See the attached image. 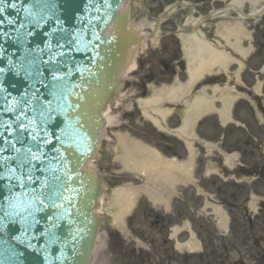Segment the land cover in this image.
<instances>
[{
    "label": "water",
    "instance_id": "95a60500",
    "mask_svg": "<svg viewBox=\"0 0 264 264\" xmlns=\"http://www.w3.org/2000/svg\"><path fill=\"white\" fill-rule=\"evenodd\" d=\"M125 1L0 0V264H91L104 184L86 164L146 39Z\"/></svg>",
    "mask_w": 264,
    "mask_h": 264
},
{
    "label": "rangeland",
    "instance_id": "374dc122",
    "mask_svg": "<svg viewBox=\"0 0 264 264\" xmlns=\"http://www.w3.org/2000/svg\"><path fill=\"white\" fill-rule=\"evenodd\" d=\"M228 1L232 2V0H223V2L220 0H127L125 3L124 8H130L132 24L142 21L155 23L160 16L169 12V6L186 3L190 7L178 5L172 9L170 15H167L168 19L159 27L157 45H148L144 52L136 55L132 60L135 61L134 68L121 78L119 95L123 96L122 105L115 108L112 104L106 111V127L101 132V140L98 143L100 153L94 157L92 164V168L98 171L104 183L98 205L99 216L102 217L99 233L103 237L101 244L103 246L94 255L93 264H187V259L192 254L176 250V242L185 244L190 241L192 233L204 244L208 252L206 256L210 261H216L215 264L221 263L222 260L225 264H231L238 258L234 255L227 260L219 256L224 249H227L214 245L223 241L217 237L223 231L220 229L218 217L213 215L208 205L221 206L227 213L235 216L239 215L238 207L245 199L249 197L250 200V195H264V181L247 182L240 179L248 176L244 175L246 171H253L260 173L262 175L260 177L264 180V121H262L264 119V32L253 33V28L246 27L253 22L251 20L243 22L245 29L252 33L250 36L255 41V48L258 49L253 58L242 61L248 70L239 72L240 68L237 66L239 63H233L228 72L221 71L207 77L190 95L184 96V100L178 105H170L162 101L163 104L151 106L148 112L141 105V102L153 99L157 94H161L159 98L165 100L167 97L166 93H163L165 89L185 86L189 82V65L182 47L183 37L187 35L195 33L204 35L217 51L231 53L234 59L240 60L231 52L230 47L226 46L223 40L225 36L217 35L218 32L221 33L218 31L219 27L217 28L220 20L231 25L238 19L236 10H222ZM248 1L249 3L246 1L241 9L245 14L258 10L264 5L262 0H256L255 4ZM212 10H222L221 13L225 15L223 17L218 15L207 22H202ZM263 21L264 15L257 22ZM144 33L152 35L153 31L145 29ZM246 48H249L248 45ZM218 88L223 89L225 94L237 97L230 113L235 123L241 127L234 124L222 127L219 117L215 116L202 120L197 132L199 139L218 145V148L215 150L211 146L197 145L200 154L196 152L198 167L194 171L195 187L187 185L176 188L177 196L175 194L169 204H155L147 195L140 193L134 207L123 218L124 229L118 227L113 213L120 204L121 198L118 194L122 189L149 188L155 191V195L166 198V188L159 185L157 179L151 181L143 175L125 171L121 157L118 155V136L123 135L134 142H139L145 148L158 152L166 161L174 157L185 160L189 156V151L184 145L176 144L170 131L183 126V114L187 110L185 104H192L204 89L209 99L219 100L221 93L215 92ZM215 105L218 109L223 108L221 102ZM157 107L168 110L170 114L172 112V115L165 118L162 123L166 131L161 132L154 127L153 121L148 117L149 115L159 119L154 111ZM257 112L262 118L256 117ZM249 133H253V136H249ZM224 153L238 155V168L245 167L240 171L242 175L238 179L224 177L219 179V176L204 179L207 167L214 166L219 169L226 165ZM224 169L228 172L226 168ZM232 171L237 173L236 168ZM258 222L263 223L264 217L259 218ZM178 228L180 232L176 240H173L174 230ZM232 230L235 236L233 235L229 240L233 242H240L245 233L249 235V231L244 229L242 223L233 225ZM259 230L261 229L257 230V236L261 234ZM249 241L250 245H253V238ZM193 259L196 262L200 260L199 256H194Z\"/></svg>",
    "mask_w": 264,
    "mask_h": 264
},
{
    "label": "bare ground",
    "instance_id": "6f19581e",
    "mask_svg": "<svg viewBox=\"0 0 264 264\" xmlns=\"http://www.w3.org/2000/svg\"><path fill=\"white\" fill-rule=\"evenodd\" d=\"M256 0H252V2L255 4ZM231 5L241 7L244 4V0H233L231 2ZM131 26H134L136 28H140L141 32L139 31V34H142L146 37H148V41L135 46L131 50V56L133 59L136 57V55L140 54V52H144L148 45H157L158 37L155 34L154 36H148L144 33V30L147 28L154 29V25L152 23H148L145 21H142L138 24H133ZM225 27H222V32L225 30ZM235 29H239L236 32L234 30L230 31L227 30L224 34L226 35V38L231 37L234 39L233 45H231V48L240 55L241 58L247 57V51L241 49V45L238 43H241L243 38L245 37V31H242L241 27L236 25ZM230 31V32H229ZM183 44L185 47V54L187 57L188 65H189V82L185 86H180L176 88H168L163 91V93H166L167 97L165 100H161L159 96L161 94H157L155 98L153 99H147V101L141 102V105L145 109L146 112H148L151 106H159L162 101L166 102H176L180 101V96L186 95L190 92V90L201 80H203L206 76L214 75L215 72L214 68L217 66H221V68L224 67L225 71H227L228 64L231 62H234L235 60L231 58L229 55H226L225 53L215 51L213 46L209 45L204 39L199 36L198 34L188 35L183 37ZM240 46V47H239ZM134 62H130L126 69V73L129 72L131 69L134 68ZM239 62L241 65V68L243 67L242 63ZM206 90H203V94L198 96L195 100V102L189 106V110L184 114V126L183 128L177 132V134L182 137L183 139L188 140V147L190 149L191 156L189 159L183 163H180L179 161L175 159L167 160L162 158L161 155L154 151L145 148L142 144L139 142H134L133 140H130L126 136L119 135L118 136V155L121 157L122 166L124 167L125 171L137 173L140 175H143L146 177L147 180L153 181L154 179H157V182L159 185H163L165 190V196L166 198H161V196L155 195V191L149 188H126L122 189L119 192V197L121 198L119 206L114 210L115 220L117 221L118 227L121 229H124L123 226V218L128 215L130 210L134 207L136 202L139 199L140 193H143L149 197V199L154 202L155 204L158 203H168L172 199L175 193V187L177 185H184L185 182L191 179V173L193 170V149H192V143L189 142V139L193 137V127L196 124V121L201 117H206L209 115H218L222 123L227 125L228 122L231 121V115L230 110L232 107V104L236 100L237 97L230 96L229 94H225L223 89H216V94L221 93V100L220 102L223 105L222 109H218L215 107L216 101L213 99H209L206 97L205 94ZM123 96L119 95V97H115L114 107L117 108L122 105ZM157 103V104H155ZM154 111L157 113L162 120L167 118L170 114L168 110H161L159 107L154 109ZM148 117L151 118L153 123L160 129L163 127L161 126L160 120H157L156 118H152L148 115ZM104 118L106 120V113L104 114ZM107 122V120H106ZM230 157L227 158V161L230 162ZM94 159V158H93ZM93 160L87 162L88 169H92ZM212 173H218L216 170H209L207 172V175L209 176ZM153 174V175H152ZM155 175V176H154ZM154 176V177H153ZM222 209V208H221ZM220 207L215 208V213L221 218L220 222L223 224V226H227V219L226 215L221 210ZM99 208L97 210V213L99 214ZM180 232V229L174 230V237H176ZM193 238L186 242L185 244H181L178 242L177 248L181 251H191L194 252L199 249V243L195 241L194 235L192 234ZM102 240L103 237L100 234L98 236L97 240V247L95 254L98 252L100 247H102ZM104 243V242H103ZM105 246V243H104Z\"/></svg>",
    "mask_w": 264,
    "mask_h": 264
},
{
    "label": "flooded vegetation",
    "instance_id": "af4514ba",
    "mask_svg": "<svg viewBox=\"0 0 264 264\" xmlns=\"http://www.w3.org/2000/svg\"><path fill=\"white\" fill-rule=\"evenodd\" d=\"M247 2L249 3V1ZM236 13L238 15L237 22L243 25L244 29H245V24L243 22L245 20H251L253 24H250V25L248 24L246 26L247 29L253 28V33L257 31L264 32V21L257 22V19L243 18L238 11ZM247 32L251 33L249 32V30ZM254 42L255 41L254 39H252V36H251V38H244V41L242 44L245 50L247 49L250 50V58H253L258 52V49L255 48L254 46ZM246 45H248L249 48H246ZM238 57L240 56L238 55ZM246 70H248V67L245 66V71ZM256 117L258 118V115H256ZM249 136L252 137L253 133H249ZM175 140H176L175 142L177 145L182 144L181 140H177V139ZM177 145L175 146L176 148L178 147ZM197 145L201 146L202 144L200 142H196L195 146ZM198 148L199 147L197 146V149ZM174 150L176 149L174 148ZM242 167L238 168V165H237L236 167L237 173H235V171L232 172L234 175H236L237 178H239L242 175L240 174ZM243 168L245 169V167ZM222 171H225V169H222ZM244 175H248L249 177L255 176L254 180L252 181H260V180L264 181L260 177L261 174L257 172L246 171V174ZM255 190L257 191V189ZM248 203H249V197L245 199V201L242 203L241 206L238 207L239 210L237 213H239V215L233 216L231 214H227V219L229 221V227L227 230L223 231L222 233H220V235L217 236L223 239V241L219 242L218 245L214 244L217 247H221L222 249L223 247L227 249V250L224 249L223 253L219 254V256H221L222 258L225 257L227 260H230L234 255L238 257L236 260H233L231 264H264V222L263 223L260 222V224L258 222L259 218L264 217V197L259 198L257 211L250 209V206L248 205ZM238 223L239 224L242 223L244 225V229L246 231H249V235H247L246 233L243 234L242 236L243 239H240V242H233V240L230 241L229 239L233 237V235L235 236V233L233 234V230H232L233 225H236ZM258 229H261L259 230L261 234L257 236L256 234H257ZM250 238H253V245H250V241H249ZM206 251H207L206 247L204 246V244H202L201 251H199L198 253L192 254V256L189 257V259H187V264H196V263L198 264H213L214 263L215 264L216 261L213 260L214 262H212L206 256V254L208 253ZM214 254L216 253L214 252ZM194 256H199L200 260L198 262L194 261L193 259ZM205 257H207V259H205ZM218 264H225V262L224 260H222V262L221 263L218 262Z\"/></svg>",
    "mask_w": 264,
    "mask_h": 264
}]
</instances>
